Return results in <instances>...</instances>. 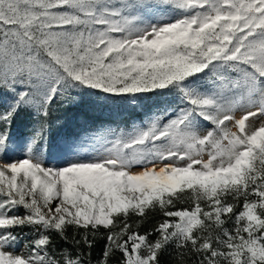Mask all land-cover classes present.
<instances>
[{
    "label": "snow or ice",
    "instance_id": "6c2138e0",
    "mask_svg": "<svg viewBox=\"0 0 264 264\" xmlns=\"http://www.w3.org/2000/svg\"><path fill=\"white\" fill-rule=\"evenodd\" d=\"M149 93L171 99L62 162L39 129L8 157L21 111ZM0 96V264H264V0H0Z\"/></svg>",
    "mask_w": 264,
    "mask_h": 264
},
{
    "label": "trees",
    "instance_id": "16d2710c",
    "mask_svg": "<svg viewBox=\"0 0 264 264\" xmlns=\"http://www.w3.org/2000/svg\"><path fill=\"white\" fill-rule=\"evenodd\" d=\"M8 99L7 96H0V107ZM170 99V97H160L152 93L143 94L135 103L132 102L131 98L78 96L71 107L54 103L46 119L37 117L31 112L21 111L11 127L15 151L9 155L11 157L17 156L16 158L21 157L24 148L17 146L24 145L39 129L42 130L43 136L34 147L44 153L46 161L50 160L53 163L63 157L59 151L63 137L77 133L83 136L88 131L107 127L125 128L126 125L141 118L146 111H154L157 105ZM157 219H159L158 214L150 213L140 229L141 232L149 230ZM16 232L20 236L18 247L26 245L28 248L31 241L35 239L34 231L30 228L17 229ZM69 236H71V230H69ZM53 243L57 248L69 246L56 236L53 237ZM103 245V240L98 241L93 251L94 261L101 254ZM117 259L118 257L113 258L111 264H117ZM161 264H179V261L173 253L171 256L162 257Z\"/></svg>",
    "mask_w": 264,
    "mask_h": 264
},
{
    "label": "rangeland",
    "instance_id": "374dc122",
    "mask_svg": "<svg viewBox=\"0 0 264 264\" xmlns=\"http://www.w3.org/2000/svg\"><path fill=\"white\" fill-rule=\"evenodd\" d=\"M237 115H239V112L237 113ZM8 157L11 158V159H16L17 156L11 157V156L8 154ZM62 160H63V157H62L61 159H59V160L53 162V163L51 162V164L55 165V164H57L58 162H62ZM23 212H24L23 209H20V210H19V213H20V214H23ZM28 250H29V249L27 248L26 245H20V246L17 248V254H27Z\"/></svg>",
    "mask_w": 264,
    "mask_h": 264
}]
</instances>
